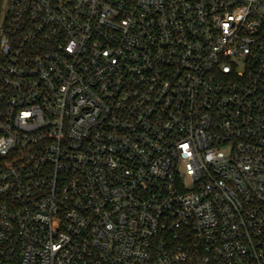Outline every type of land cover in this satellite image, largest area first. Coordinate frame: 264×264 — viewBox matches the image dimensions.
<instances>
[{"label":"built area","instance_id":"built-area-1","mask_svg":"<svg viewBox=\"0 0 264 264\" xmlns=\"http://www.w3.org/2000/svg\"><path fill=\"white\" fill-rule=\"evenodd\" d=\"M0 264H264V0H0Z\"/></svg>","mask_w":264,"mask_h":264}]
</instances>
